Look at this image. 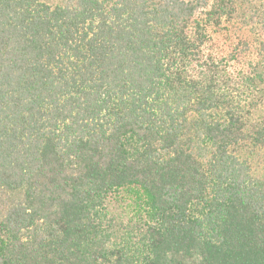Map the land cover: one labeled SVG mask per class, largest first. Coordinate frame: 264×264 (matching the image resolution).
Instances as JSON below:
<instances>
[{"label": "trees", "instance_id": "obj_1", "mask_svg": "<svg viewBox=\"0 0 264 264\" xmlns=\"http://www.w3.org/2000/svg\"><path fill=\"white\" fill-rule=\"evenodd\" d=\"M261 107L264 0H0V264H264Z\"/></svg>", "mask_w": 264, "mask_h": 264}, {"label": "rangeland", "instance_id": "obj_2", "mask_svg": "<svg viewBox=\"0 0 264 264\" xmlns=\"http://www.w3.org/2000/svg\"><path fill=\"white\" fill-rule=\"evenodd\" d=\"M212 2L214 0H211ZM236 33H238V31L236 30ZM251 31L250 30H244L243 32V37H245L247 39V41H251L253 42V40L251 39ZM221 40V39H219ZM217 40V41H219ZM221 43L217 42L215 45H221V49L219 48V50L223 53H226V51L229 50L230 53L231 49L228 47L227 44H225V41H220ZM225 44V45H223ZM214 45V46H215ZM213 46V47H214ZM234 45H232L233 48ZM215 49H217V47H214ZM225 54L224 57H226L228 54ZM232 67L236 65L235 62L231 63ZM262 109V110H261ZM262 117H264V107H261L257 113L254 114V118L255 119H261ZM240 155L246 159L252 168V174L256 179H260V180H264V150H261L259 148H254L252 146H249L247 149H245L243 152L240 153ZM130 205V202L128 200H121L119 199L118 201H112V205H111V210L112 213H114L116 216L120 217L122 216V218H128L131 219L133 214L130 211V209L128 208V206ZM127 220V219H126Z\"/></svg>", "mask_w": 264, "mask_h": 264}]
</instances>
